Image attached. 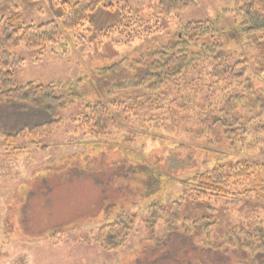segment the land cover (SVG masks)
Here are the masks:
<instances>
[{"label":"rangeland","instance_id":"obj_1","mask_svg":"<svg viewBox=\"0 0 264 264\" xmlns=\"http://www.w3.org/2000/svg\"><path fill=\"white\" fill-rule=\"evenodd\" d=\"M52 1L2 0L0 20L14 18L25 25L58 21L61 8ZM233 7V0H195L164 14L158 0H103L78 31H62L57 42L43 47L20 43L10 49L21 59L13 68L15 85L78 86L67 91V107L51 134L16 148L20 143L5 146L0 132V264L264 262L263 249L234 246L257 242L256 230L264 229L259 194L237 204L229 202V195L206 201L191 197L194 176L217 164L225 169L236 161L264 164V70L258 63L263 34L243 32ZM156 20L159 28L153 32ZM142 21L146 24L139 27ZM196 21L215 23L222 35L217 40H225L232 60H248L243 77L215 79V64L206 60L158 89L109 93L99 69L121 62L120 71L134 70L140 66L137 59ZM233 92L240 94L232 99L235 109L221 112V102ZM135 96L143 107L104 134L83 126L87 104L102 102L115 110V101L129 104ZM10 105L0 101V130L11 128L4 126L11 120ZM230 119L238 126L224 123ZM171 202L181 207L176 225L170 229L168 220L159 218L149 228L151 206ZM119 214L131 220L130 230L115 248L106 249L99 231ZM203 216L215 225L202 224ZM207 229L209 240H203ZM232 230L242 232L240 240L228 237ZM258 252L263 256L257 258Z\"/></svg>","mask_w":264,"mask_h":264},{"label":"trees","instance_id":"obj_2","mask_svg":"<svg viewBox=\"0 0 264 264\" xmlns=\"http://www.w3.org/2000/svg\"><path fill=\"white\" fill-rule=\"evenodd\" d=\"M194 1L158 0L159 13L168 14L181 11ZM102 2L103 0H74L73 2L53 0L52 3L61 8L58 21L50 20L40 24L25 25L15 22L14 18L0 20V101L9 102L12 113L8 125L4 124L11 128L0 130L5 146L11 147L20 143L21 146L16 148H23L27 143L34 144L36 140L51 134L60 124L61 113L67 107V91H72L73 87L78 86L72 83L67 89H63L55 83L34 84L33 82H28L23 86L15 85L13 68L21 62V59L13 57L10 49L17 47L20 43L27 47H43L46 44L57 42L62 36V31L75 32L83 27L88 22V14ZM233 5L232 10L239 16V27L243 32L263 34V37L258 39V53L261 58L258 63L259 69L264 70V0H233ZM112 6V4L104 5V7ZM134 18V20H140ZM145 24V21H142L139 27ZM158 28L159 23L156 20L153 32H157ZM148 29L150 28H147V32H149ZM218 34L222 36L213 22H190L180 28L179 34L175 35L173 41L156 47L153 51L143 55L142 59H137L136 62L140 66L134 70L128 71L123 68L120 71V62L99 69V73L103 74L104 84H108L107 88L112 94L142 86L147 89H158L169 84V81L174 78L189 74L195 69L194 65L206 60L215 64L211 70V77L215 79L231 81L243 77L248 68V60H232L231 54L224 49L225 40L223 42L217 40ZM100 35L108 37L107 32H101ZM239 96L240 94L233 92L227 97L229 103L227 99H224L221 102V112L227 110L232 112L235 109L234 102ZM136 98L137 96L129 98V104L115 101L112 104L115 110H110L102 102L87 104V115L84 117L83 126L89 128L93 134H104L108 128L121 121L124 115L129 117L136 109L143 107L144 103L138 102ZM260 109L263 110L264 105ZM225 122L233 127L238 126L236 119L225 120ZM261 129L263 127L257 130ZM191 185H193L191 197L197 201H206L210 196L226 197L229 195L231 197L229 202L237 204L243 199L251 198L253 192L259 194L261 200L264 201V164H250L246 160L236 161L226 169L217 164L210 171L196 174ZM237 187H240L241 191H236ZM180 209L178 202H171L169 206L152 205L149 210L148 227L151 228L159 218H163L168 220L169 228L172 229L180 220L178 218ZM209 218L203 216L200 218L201 223L208 222ZM130 224L131 220L125 214H119L114 221L100 229L98 236L100 244L106 249L115 248L121 240L125 239V232L130 230ZM208 225H215V223L208 222ZM208 230L203 240H209ZM240 233L242 232L232 230L228 232V237L238 241ZM256 233L257 242L249 240L243 245L239 241L234 246H245L251 251L264 250V229H257ZM255 256L260 258L263 253L258 252ZM259 264H264V262Z\"/></svg>","mask_w":264,"mask_h":264}]
</instances>
